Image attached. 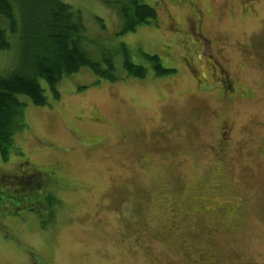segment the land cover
I'll return each mask as SVG.
<instances>
[{
	"label": "rangeland",
	"instance_id": "1",
	"mask_svg": "<svg viewBox=\"0 0 264 264\" xmlns=\"http://www.w3.org/2000/svg\"><path fill=\"white\" fill-rule=\"evenodd\" d=\"M64 1L81 11L88 55L103 66L114 55L116 79L82 66L58 82V100L44 80L47 103L24 99L26 126L9 159L0 156V264H264V157L255 151L264 135V0L251 12L241 0H143L157 21L123 33L118 0ZM197 16L254 97L226 107L217 90L198 91L209 65L196 55L187 69ZM9 37L1 76L22 54L21 35ZM123 44L145 77L127 75ZM144 53L174 71L157 75ZM222 117L233 118L236 142L224 163L213 150ZM50 189L60 203L45 202ZM222 197L246 201L234 234L216 212ZM207 247L213 260L199 263Z\"/></svg>",
	"mask_w": 264,
	"mask_h": 264
},
{
	"label": "trees",
	"instance_id": "2",
	"mask_svg": "<svg viewBox=\"0 0 264 264\" xmlns=\"http://www.w3.org/2000/svg\"><path fill=\"white\" fill-rule=\"evenodd\" d=\"M117 2L122 33L133 31L146 21H157L156 8L143 0ZM10 34L21 35L22 54L15 70L9 75H0V156L4 161L9 159L16 130L26 126L22 116L26 105L24 99L29 98L35 104L48 102L41 80L49 85L58 100V82L82 66H89L99 79H116L114 55L108 54L104 58V66L88 55L84 48L88 36L81 11L64 0H0V51L10 48ZM122 46L127 75L145 77L147 67L135 63L127 46ZM144 56L153 64L157 75L174 71L162 66L157 54L144 53ZM7 175L6 178H10L14 174ZM2 176L0 174V179ZM26 180H17L21 181V185L18 184L22 189L26 186L31 192L42 188V183L35 181L37 179ZM43 196L48 205L60 203L52 189L44 191Z\"/></svg>",
	"mask_w": 264,
	"mask_h": 264
},
{
	"label": "flooded vegetation",
	"instance_id": "3",
	"mask_svg": "<svg viewBox=\"0 0 264 264\" xmlns=\"http://www.w3.org/2000/svg\"><path fill=\"white\" fill-rule=\"evenodd\" d=\"M241 1L243 4H246V10L250 12L255 9L254 6L258 2V0ZM191 2L193 1L189 0V4L194 5V3ZM241 12L242 14L246 13L244 10ZM188 26L191 33L188 37L187 48L191 53L189 54L191 57V61L188 64L187 69H189V67L195 68L194 57L196 55H202V57L206 60V64L209 65L207 67L208 76H203L205 80L202 81L201 79H198V91L214 89L217 90L218 93L222 96L220 100L221 104L226 107L227 105H229V102H234L238 99L244 100L250 98L251 96L254 97V92L251 91V88L249 86L241 84L237 76L235 78L232 77V73H230L222 65L219 58L212 51L211 39L206 35V32L204 31V25L203 23H201L200 16H197L195 21H193L191 25L188 24ZM195 49L196 54H193ZM199 59H201V57ZM210 76L213 77V79H209ZM231 119L233 118L222 117L220 119L219 124L217 126V138L213 146L214 155L220 158L221 162L223 163L225 162L228 151L236 143L232 134L234 121ZM260 122H264V119L260 120ZM259 139L261 142L259 145L256 144L255 151L256 153L258 151L260 157L262 158L264 157V135L262 136V138ZM217 203L218 204L216 212L217 210L218 212H223L227 218L225 224L224 221L222 222V225L224 227H227L232 234H234L235 231L238 232L241 227H244V221L247 218V212L245 211V209L247 208L245 199L222 197ZM260 210L264 212V207H262ZM211 250L212 247H207L205 251H202L198 254L199 263L209 262L213 260L211 257V253L208 252ZM250 260L254 261L253 258H250ZM249 263L254 264L252 262Z\"/></svg>",
	"mask_w": 264,
	"mask_h": 264
}]
</instances>
